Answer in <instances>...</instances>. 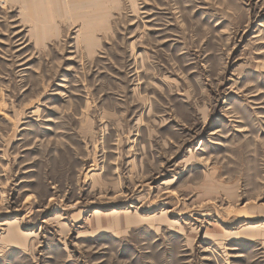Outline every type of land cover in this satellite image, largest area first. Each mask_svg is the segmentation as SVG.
<instances>
[{
	"label": "rangeland",
	"instance_id": "1",
	"mask_svg": "<svg viewBox=\"0 0 264 264\" xmlns=\"http://www.w3.org/2000/svg\"><path fill=\"white\" fill-rule=\"evenodd\" d=\"M22 15L0 1V264H264V0H122L98 44Z\"/></svg>",
	"mask_w": 264,
	"mask_h": 264
},
{
	"label": "crops",
	"instance_id": "2",
	"mask_svg": "<svg viewBox=\"0 0 264 264\" xmlns=\"http://www.w3.org/2000/svg\"><path fill=\"white\" fill-rule=\"evenodd\" d=\"M20 3L24 19L30 24L32 34L38 44L47 45L48 42L60 38L63 34L64 25L74 23L75 4L87 2L109 6L104 19V24L100 23V17L94 16L87 26L92 29V37L98 44V32L100 29L107 30L110 26V13L114 8L121 5L122 0H11ZM89 21V19H88ZM65 23V24H64ZM88 28V29H89Z\"/></svg>",
	"mask_w": 264,
	"mask_h": 264
},
{
	"label": "bare ground",
	"instance_id": "3",
	"mask_svg": "<svg viewBox=\"0 0 264 264\" xmlns=\"http://www.w3.org/2000/svg\"><path fill=\"white\" fill-rule=\"evenodd\" d=\"M83 1H86V0H83ZM103 7H104V4H102V5L101 4H99V5H96V4L95 5H92L90 2H87V3H84V4H75L74 5V8H77L78 10H74V15L81 17V16H85L87 14L86 15V18H88V17H91L93 14H96L99 10H104ZM104 19L101 20V21H104ZM101 24H104V23H101ZM101 213L102 212L98 210L94 214L95 215H98V214H101ZM4 224L5 225L6 224L12 225V222L11 221H7Z\"/></svg>",
	"mask_w": 264,
	"mask_h": 264
},
{
	"label": "built area",
	"instance_id": "4",
	"mask_svg": "<svg viewBox=\"0 0 264 264\" xmlns=\"http://www.w3.org/2000/svg\"><path fill=\"white\" fill-rule=\"evenodd\" d=\"M1 2H5L6 0H0Z\"/></svg>",
	"mask_w": 264,
	"mask_h": 264
}]
</instances>
